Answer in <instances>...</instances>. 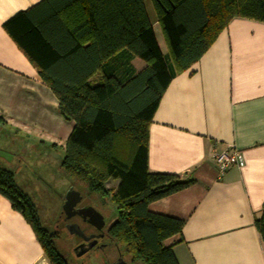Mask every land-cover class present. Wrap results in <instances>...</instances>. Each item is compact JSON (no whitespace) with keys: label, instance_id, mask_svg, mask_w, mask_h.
<instances>
[{"label":"trees","instance_id":"16d2710c","mask_svg":"<svg viewBox=\"0 0 264 264\" xmlns=\"http://www.w3.org/2000/svg\"><path fill=\"white\" fill-rule=\"evenodd\" d=\"M151 2L172 71L144 0H43L4 27L56 96L59 114L74 123L60 168L116 205L117 217L105 230L108 239L132 263L178 264L163 241L181 232L183 220L150 212L147 205L195 179L147 171L148 127L174 74L190 69L231 19L264 22V0ZM72 6L78 14L65 20ZM122 53L125 58H118ZM131 57L144 67L135 71ZM97 71L100 79L89 81ZM109 179L117 180L115 188L105 186ZM0 194L29 223L48 263L66 264L13 172L1 167ZM254 224L264 240V207Z\"/></svg>","mask_w":264,"mask_h":264},{"label":"crops","instance_id":"0c3cea01","mask_svg":"<svg viewBox=\"0 0 264 264\" xmlns=\"http://www.w3.org/2000/svg\"><path fill=\"white\" fill-rule=\"evenodd\" d=\"M41 1L0 0V153L10 155L12 168L0 167L13 172L18 186L15 165L28 145L50 146L60 167L74 125L59 114L56 96L4 27ZM144 3L172 71L152 2ZM77 14L72 6L63 17ZM129 65L138 71L145 63L131 57ZM100 77L97 71L89 81ZM5 137L18 141L15 149L4 148ZM230 147L243 152L245 165L219 174L213 154ZM147 171L195 179L147 205L183 220L181 232L163 241L178 264H264V240L254 224L264 207V22L231 19L190 69L174 74L148 127ZM0 264H48L29 223L1 194Z\"/></svg>","mask_w":264,"mask_h":264},{"label":"rangeland","instance_id":"374dc122","mask_svg":"<svg viewBox=\"0 0 264 264\" xmlns=\"http://www.w3.org/2000/svg\"><path fill=\"white\" fill-rule=\"evenodd\" d=\"M163 44L162 38H160ZM164 45V44H163ZM164 49V48H163ZM10 137H5L4 148L7 150L15 149L18 141L11 143ZM22 139V138H21ZM8 141V143H7ZM36 147L28 145L26 153L22 154L23 161L15 165V178L19 188L28 196L34 206L41 227L49 233H53V243L56 250L61 254L66 264H101L95 250H90L83 255L77 256L73 251V244L69 240V235L63 223L64 197L71 187L83 196V202L88 203L103 217L104 230L116 219L117 209L115 203L109 197H100L96 193H89L84 184L74 179L71 175L64 172L54 159L49 156L50 146L36 143ZM6 151V150H5ZM46 151L44 154L43 152ZM0 164L12 168L10 155L0 153ZM3 157L5 160H3ZM8 162V163H7ZM11 166V167H10ZM114 180L110 179L106 183L107 187H114ZM102 247L109 257L114 254V246L106 237L102 239ZM99 256L101 254L99 251ZM128 261L129 256H124ZM49 264V263H48ZM132 264H141L135 262Z\"/></svg>","mask_w":264,"mask_h":264},{"label":"flooded vegetation","instance_id":"af4514ba","mask_svg":"<svg viewBox=\"0 0 264 264\" xmlns=\"http://www.w3.org/2000/svg\"><path fill=\"white\" fill-rule=\"evenodd\" d=\"M80 196V200L74 207L66 208V212H63L64 215L62 219L67 234L70 236L69 240H71L73 244L72 248L75 255L80 256L78 254L81 251L87 249L94 241H96L88 251L95 250L101 264H132L130 260L127 261L125 259L123 253L112 242L111 244L114 246V254L108 258L107 254L103 252L104 249L102 247V239L105 237L108 239V237L106 236L103 227L99 230L88 222V216H86V214L90 213L89 209H87L90 205L83 202V196ZM88 237L90 238L87 239ZM99 251L101 258L98 254Z\"/></svg>","mask_w":264,"mask_h":264},{"label":"built area","instance_id":"2783aa9c","mask_svg":"<svg viewBox=\"0 0 264 264\" xmlns=\"http://www.w3.org/2000/svg\"><path fill=\"white\" fill-rule=\"evenodd\" d=\"M213 160L219 174L224 173L231 167L243 168L245 165L243 152L233 147L215 151Z\"/></svg>","mask_w":264,"mask_h":264},{"label":"water","instance_id":"95a60500","mask_svg":"<svg viewBox=\"0 0 264 264\" xmlns=\"http://www.w3.org/2000/svg\"><path fill=\"white\" fill-rule=\"evenodd\" d=\"M80 198H81V196H80L79 192L70 187L68 189V192L66 193V195L64 197V204L62 206L63 212H66L67 207H74L75 204L80 200ZM87 209H89V211H90V213L86 214V216H88L87 217L88 222L91 225L95 226L96 229L100 230L104 225L103 217L101 216V214H99L92 207H88ZM89 238L90 237H88L87 239H89ZM95 242L96 241H94L87 249H84L83 251H81L78 255H81V254L87 252L95 244Z\"/></svg>","mask_w":264,"mask_h":264}]
</instances>
